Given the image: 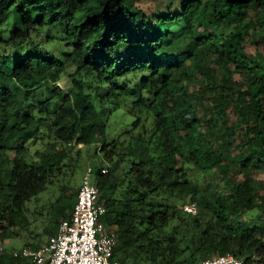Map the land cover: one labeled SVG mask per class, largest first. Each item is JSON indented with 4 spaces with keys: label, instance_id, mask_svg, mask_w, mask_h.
Returning a JSON list of instances; mask_svg holds the SVG:
<instances>
[{
    "label": "trees",
    "instance_id": "obj_1",
    "mask_svg": "<svg viewBox=\"0 0 264 264\" xmlns=\"http://www.w3.org/2000/svg\"><path fill=\"white\" fill-rule=\"evenodd\" d=\"M1 26L0 243L85 159L119 264H264V0H0ZM58 186L50 235L77 199Z\"/></svg>",
    "mask_w": 264,
    "mask_h": 264
},
{
    "label": "built area",
    "instance_id": "obj_2",
    "mask_svg": "<svg viewBox=\"0 0 264 264\" xmlns=\"http://www.w3.org/2000/svg\"><path fill=\"white\" fill-rule=\"evenodd\" d=\"M183 209L191 214L197 212L195 203L185 204ZM105 211L92 179V168L88 166L70 217L59 223L49 241L38 249L23 246L9 253L27 258L32 264H119L113 257L117 235L101 221ZM3 251L4 247L0 246V252ZM201 264H243V261L226 253L208 257Z\"/></svg>",
    "mask_w": 264,
    "mask_h": 264
},
{
    "label": "rangeland",
    "instance_id": "obj_3",
    "mask_svg": "<svg viewBox=\"0 0 264 264\" xmlns=\"http://www.w3.org/2000/svg\"><path fill=\"white\" fill-rule=\"evenodd\" d=\"M4 30L5 27L1 26L0 31ZM211 60L216 61L217 56L214 53L210 54ZM67 78L63 77L59 85L66 87ZM132 122V116L127 114L123 109H116L110 119V125L108 126L107 132L108 136H113L118 134L125 129H127ZM109 128H112L109 130ZM99 143V142H98ZM99 145V144H96ZM41 141H31L29 147L31 151L41 148ZM83 147L78 145L77 148ZM90 150V149H89ZM88 166H91L88 160H82L80 165L75 169L73 175H71L70 170H65L66 173L64 178H61L60 181H57L56 184L50 186L48 190L39 194L37 197L33 198L27 203L26 215L29 221L28 226H21L16 232H10V238L6 239L3 243H0V246H3L7 249H19L23 246L30 247L31 244H35L38 247L44 246L53 234L57 231V226H55L53 234L50 235L46 231V225L48 223V213L49 208L56 198L60 194L59 184L67 180L71 181L73 185L79 188L83 174ZM260 177H264L261 175ZM103 221V219H101ZM107 228V227H106ZM108 229V228H107Z\"/></svg>",
    "mask_w": 264,
    "mask_h": 264
},
{
    "label": "clouds",
    "instance_id": "obj_4",
    "mask_svg": "<svg viewBox=\"0 0 264 264\" xmlns=\"http://www.w3.org/2000/svg\"><path fill=\"white\" fill-rule=\"evenodd\" d=\"M79 145H82V144H79Z\"/></svg>",
    "mask_w": 264,
    "mask_h": 264
}]
</instances>
